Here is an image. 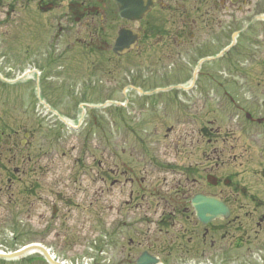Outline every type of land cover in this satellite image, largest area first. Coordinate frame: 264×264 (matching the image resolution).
Wrapping results in <instances>:
<instances>
[{
	"label": "rangeland",
	"instance_id": "rangeland-1",
	"mask_svg": "<svg viewBox=\"0 0 264 264\" xmlns=\"http://www.w3.org/2000/svg\"><path fill=\"white\" fill-rule=\"evenodd\" d=\"M12 1L0 0V41L4 42L0 43V71L7 80L16 79L18 72L31 69V65L42 73L16 85L7 84V90L0 93V132L6 134L0 145V250L11 252L35 242L51 248L67 264H81L84 257L101 262L108 254L104 264L110 259L117 264H135L149 237L143 239L131 231L132 226L141 224L142 213L128 205L129 184L112 186L113 179L106 182L110 171L116 166L127 170L136 167L142 171L146 187L165 184L160 188L165 193L178 186L188 189L185 170L195 165L200 183L204 182L195 184L192 192L208 189L206 177L215 174L216 167L212 168V146L204 129L212 135L217 133L215 129L221 135L228 134L218 143V152L226 153L228 159L224 158L225 167L215 174L217 179L254 187L257 192L252 193L264 199V124L256 123L264 119V89L254 88L264 78H254L259 73L255 68L248 77L252 90L246 95L235 90V105L223 89L212 88L221 83L228 64L216 60L198 64L213 56V34L218 30L207 32L194 23L172 36L177 28L168 25L171 42L168 39L162 45V39L151 40L149 50L136 54L139 48L118 62L111 55L97 58L88 54L98 44L94 40L88 48L96 34L124 25L109 20L113 3L110 10L93 12L79 21L68 12L66 3L43 11L41 0H16L17 6L11 4L15 7L9 10ZM44 1L49 5L53 0ZM175 20H179L178 15ZM58 24L67 29L59 37ZM102 46L96 48L101 50ZM132 76L138 77V84H143L144 77V87L150 91L162 87L173 91L172 82L186 90L177 89V106L163 105L161 113L166 95L161 93L151 102L140 100L137 91L129 87ZM224 77L242 87L243 80L237 74L226 73ZM227 84L229 89L233 85ZM86 91L89 93L82 102L88 107L83 111L78 101ZM113 99L128 102L122 119L125 127L120 130L115 127V115L119 114L112 113L115 115L111 117L106 111L109 104L99 109L90 107L91 102ZM153 104L158 117H154ZM180 104L183 109L177 112ZM244 113L251 114L254 121H247ZM56 114L71 120L75 127L82 121L80 132L62 125ZM161 168L171 172H161ZM226 196L232 198V192ZM240 200V220L244 221V213L251 214L258 205ZM151 215L155 219L160 214ZM257 222V218L243 222L246 236L239 250L228 239L226 251L209 240L206 246L199 242L196 247L189 246L193 251L182 247V252H174L171 245L169 251L174 254L166 255L165 264H219L222 260L223 264H255L254 255L264 254V224L258 227ZM177 230L168 234L154 231L156 245L170 244ZM98 246L106 252L103 257ZM35 260L7 264H46Z\"/></svg>",
	"mask_w": 264,
	"mask_h": 264
},
{
	"label": "flooded vegetation",
	"instance_id": "flooded-vegetation-1",
	"mask_svg": "<svg viewBox=\"0 0 264 264\" xmlns=\"http://www.w3.org/2000/svg\"><path fill=\"white\" fill-rule=\"evenodd\" d=\"M173 0H158L157 3L153 6L151 13L140 22V25L143 24V21H146V24L150 27H154L158 24V16L159 13L163 8L168 7L169 3ZM177 1V0H176ZM195 5L193 7V12L196 15L203 16V15H209V23L207 24L208 27H215L217 24L221 25L222 22H218V16L216 14V10L223 11L226 13H235L233 17H231V20L229 23V28L225 29V35L223 37L224 41L229 42L232 36L231 30H236L239 27H242L244 25L248 24L249 21V15H254L253 18H255L259 14L264 13V0H238L237 4H233L232 0H194ZM98 5L95 6H89L86 3H81L78 5L77 10L74 12L75 14L79 15V20L87 17L89 14L93 12L99 13L102 11V9L106 8V0L105 2L103 0H98ZM179 5H182L184 3V0H178ZM83 4V5H82ZM207 7L208 10L202 14V8ZM161 9L160 11H157L156 9ZM156 10V11H155ZM235 10V11H234ZM162 16H164V13H160ZM185 11L181 13L182 17L185 19ZM227 22V20H226ZM259 26H263L261 28V33H264V23H260ZM230 30V31H229ZM261 45H264V38L262 39ZM210 143H212V140H210ZM213 153H211L212 156L216 157L218 155V151L216 147L212 150ZM176 198L172 199L173 203L182 204L186 202L187 198L179 197V192H176ZM132 203L134 204L135 210L139 209V203L145 202L147 198L145 197V193L141 192L139 190H135L132 192Z\"/></svg>",
	"mask_w": 264,
	"mask_h": 264
},
{
	"label": "water",
	"instance_id": "water-1",
	"mask_svg": "<svg viewBox=\"0 0 264 264\" xmlns=\"http://www.w3.org/2000/svg\"><path fill=\"white\" fill-rule=\"evenodd\" d=\"M126 37H127V33L124 32V33L122 34V37H121L120 41H119V44H118L119 46L117 45L118 48L121 46V43L125 42V38H126ZM118 48H116V50H117ZM116 50H115V51H116ZM205 214H206V213H204V215H203L201 218L204 219V221L207 222L208 219H206ZM42 251L44 252L46 258L48 259V261H49L51 264H57V263H55V262L52 260V258L49 256V254H48L44 249H42ZM24 252H25V251H24ZM24 252L17 253V254H14V255H10V256H6V257H7V258H16V257L22 256V254H24ZM150 263H154V259L151 258V257H149V256H147V255H144V256L140 259V262H139V264H150Z\"/></svg>",
	"mask_w": 264,
	"mask_h": 264
}]
</instances>
